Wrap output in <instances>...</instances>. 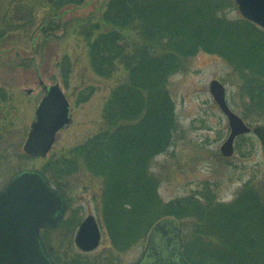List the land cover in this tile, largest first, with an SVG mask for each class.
Masks as SVG:
<instances>
[{"label": "trees", "instance_id": "16d2710c", "mask_svg": "<svg viewBox=\"0 0 264 264\" xmlns=\"http://www.w3.org/2000/svg\"><path fill=\"white\" fill-rule=\"evenodd\" d=\"M84 1L51 0V6L57 12ZM228 9L239 10L235 0H111L103 17L110 30L100 32L94 24L84 27L94 72L109 79L122 65L128 80L112 91L99 133L67 155L49 160L42 170L67 196L70 189L62 181L78 174L83 164L103 180L101 222L118 251L146 239L158 221L183 220L193 213L200 226L187 238L188 245L185 242L191 264H264V195L247 187L227 204L206 189L203 195L164 202L161 179L151 172L156 157L173 146L178 130L169 80L201 52L235 65L251 100L249 106L244 102L250 111H244L243 118L251 124L263 122L264 115L253 109L264 102V30L244 18L227 19ZM130 28L141 37L134 47L125 35ZM62 67L68 80L67 57ZM6 97L0 89V104ZM5 154L0 149V170L9 158ZM72 213L74 219L66 216L61 225L78 229L80 209Z\"/></svg>", "mask_w": 264, "mask_h": 264}, {"label": "rangeland", "instance_id": "374dc122", "mask_svg": "<svg viewBox=\"0 0 264 264\" xmlns=\"http://www.w3.org/2000/svg\"><path fill=\"white\" fill-rule=\"evenodd\" d=\"M110 2L85 0L80 6L56 12L51 0H0V89L7 94V100L0 104V149L9 156L0 170L4 183L1 189L23 170L42 171L49 160L67 155L102 129L106 102L115 87L128 80V72L120 65L114 77L97 75L82 32L92 24L99 26L100 32L110 30L103 21ZM225 16L231 21L243 18L235 9H228ZM130 29L125 35L129 46L134 47L141 37ZM66 57L71 68L68 80L64 79L62 67ZM235 69L224 57L201 52L169 80L167 88L175 103L178 130L173 146L166 154L157 156L151 167V172L161 179L159 193L164 202L203 195L206 189L227 204L247 187L264 195V150L253 132L236 140L232 157L225 158L221 153L230 127L210 92V84L220 81L232 110L244 117V111H250L244 102L249 106L251 100L247 84ZM54 85L61 87L70 102L72 122L58 133L47 158H30L23 148L46 87ZM258 106L251 109L264 115V102ZM249 124H264V117L259 124ZM62 183L70 189L67 198L71 210L66 216L73 218L72 212L77 209L82 220L92 214L103 237L98 249L82 254L75 243L78 229L60 224L44 232L49 246L54 248V256L73 264H134L147 248L148 236L156 223L146 239L129 250L118 251L101 222L103 180L90 174L83 164L78 174L65 177ZM166 218L177 221L185 250L187 238L195 235L193 230L200 226L199 218L193 213L183 220ZM197 255L193 256L195 260Z\"/></svg>", "mask_w": 264, "mask_h": 264}, {"label": "water", "instance_id": "95a60500", "mask_svg": "<svg viewBox=\"0 0 264 264\" xmlns=\"http://www.w3.org/2000/svg\"><path fill=\"white\" fill-rule=\"evenodd\" d=\"M236 3L246 19L264 28V0H236ZM210 92L230 127V135L221 146L222 155L233 156L235 140L251 132L259 138L264 150V124L252 128L232 111L226 88L220 81L211 82ZM71 122V105L61 87H46L24 152L34 158H47L58 133ZM66 211L65 195L51 185L43 171L23 170L15 175L0 191V264H58L40 231L57 227ZM157 234H162L163 238L169 236L168 241L177 246L176 264H189L182 254L181 232L175 219L167 218L157 223L152 235ZM101 238L98 222L89 215L80 225L75 242L80 250L90 252L99 247Z\"/></svg>", "mask_w": 264, "mask_h": 264}, {"label": "flooded vegetation", "instance_id": "af4514ba", "mask_svg": "<svg viewBox=\"0 0 264 264\" xmlns=\"http://www.w3.org/2000/svg\"><path fill=\"white\" fill-rule=\"evenodd\" d=\"M153 230H154V227L152 228L151 233L148 236L147 248L145 249L141 257L134 264H169V262H171V264H176L177 259L179 258V255L177 252V246L173 242L168 241L170 239L169 236H166L163 238L162 234H157L156 236L152 235ZM45 231H46L45 229L41 230V236L46 244L47 249L51 253L53 259L58 264H73V263L64 261V259H62L61 257L54 256L53 254L54 248L49 246L48 240L44 236ZM181 239L183 242L182 232H181ZM82 254H87V253L82 252ZM182 254H183L184 259L187 260L186 255L183 252V244H182Z\"/></svg>", "mask_w": 264, "mask_h": 264}]
</instances>
